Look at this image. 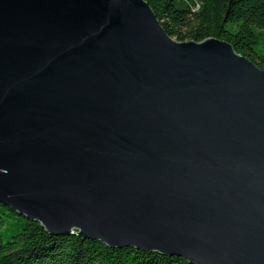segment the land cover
I'll list each match as a JSON object with an SVG mask.
<instances>
[{
  "label": "water",
  "instance_id": "1",
  "mask_svg": "<svg viewBox=\"0 0 264 264\" xmlns=\"http://www.w3.org/2000/svg\"><path fill=\"white\" fill-rule=\"evenodd\" d=\"M0 203L54 235L264 264V69L146 0H0Z\"/></svg>",
  "mask_w": 264,
  "mask_h": 264
},
{
  "label": "trees",
  "instance_id": "2",
  "mask_svg": "<svg viewBox=\"0 0 264 264\" xmlns=\"http://www.w3.org/2000/svg\"><path fill=\"white\" fill-rule=\"evenodd\" d=\"M176 40L215 37L264 69V0H146ZM257 47V48H256ZM0 264H192L178 255L48 233L0 203Z\"/></svg>",
  "mask_w": 264,
  "mask_h": 264
},
{
  "label": "rangeland",
  "instance_id": "3",
  "mask_svg": "<svg viewBox=\"0 0 264 264\" xmlns=\"http://www.w3.org/2000/svg\"><path fill=\"white\" fill-rule=\"evenodd\" d=\"M257 48V47H256Z\"/></svg>",
  "mask_w": 264,
  "mask_h": 264
}]
</instances>
